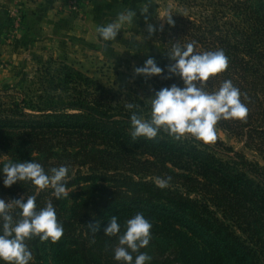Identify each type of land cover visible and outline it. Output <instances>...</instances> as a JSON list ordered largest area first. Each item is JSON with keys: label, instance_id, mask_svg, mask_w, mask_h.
<instances>
[{"label": "trees", "instance_id": "16d2710c", "mask_svg": "<svg viewBox=\"0 0 264 264\" xmlns=\"http://www.w3.org/2000/svg\"><path fill=\"white\" fill-rule=\"evenodd\" d=\"M181 6L164 41L158 90L184 86L179 76L169 78L174 44L193 43L201 53L223 50L228 68L204 90L216 91L230 79L249 113L245 121L222 119L217 126L264 159V0H184ZM39 62L26 88L0 90V168L32 160L45 171L69 168L63 199L51 188L37 194L30 181L5 187L0 172V199L36 195L38 209L51 201L64 228L56 243L26 241L30 264H119L118 238L104 228L117 216L122 234L137 212L152 224V239L140 250L151 256L149 264H264V166L230 155L219 139L175 140L161 131L155 139L133 140L130 118L142 114L141 98L66 61ZM158 179L168 186L159 187ZM19 211L13 207L10 214L19 219ZM97 223L93 233L88 225Z\"/></svg>", "mask_w": 264, "mask_h": 264}, {"label": "clouds", "instance_id": "9594fccd", "mask_svg": "<svg viewBox=\"0 0 264 264\" xmlns=\"http://www.w3.org/2000/svg\"><path fill=\"white\" fill-rule=\"evenodd\" d=\"M136 12L125 10L117 14V19L99 25L97 32L100 39L107 44L116 41L122 30V25L132 23ZM168 22L174 23L172 15ZM149 33L155 28L149 25ZM168 57L174 61L168 66L169 78L179 76L184 86L173 84L155 91L150 98V118H145L133 112L130 118L131 136L155 139L161 131L175 140L194 138L205 144L217 140L216 126L220 120L247 119L249 109L241 100L240 89L228 79L224 80L219 89L213 92L204 90V84L210 77L223 73L228 68V58L223 50L205 51L195 49L193 43L172 46ZM164 69L158 66L154 58H148L144 65L135 68L137 76H158ZM199 85V86H198ZM129 108L133 105L129 104ZM3 173V184L11 187L17 182L30 181L36 186L37 194L45 189H53L56 199L69 196L67 177L69 168L61 165L45 171L41 163L32 161L9 162L0 168ZM170 179V178H169ZM161 188L168 186V180L158 179ZM36 195L28 196L27 200L16 199L6 202L0 199V264H30L33 253L26 241L38 237L40 241L58 242L64 233V228L58 222L56 209L51 201L43 208H37ZM20 209L19 219H14L10 210ZM125 230L121 234V224L117 216H112L104 233L109 237H117L118 245L114 249V260L119 264H149L151 256L141 252L151 239V222L142 212L125 221ZM89 229L96 233L100 224H89Z\"/></svg>", "mask_w": 264, "mask_h": 264}, {"label": "rangeland", "instance_id": "374dc122", "mask_svg": "<svg viewBox=\"0 0 264 264\" xmlns=\"http://www.w3.org/2000/svg\"><path fill=\"white\" fill-rule=\"evenodd\" d=\"M49 1L0 0V90L10 86L18 90L26 88L30 79L37 74L39 59L53 57L74 65L107 87L132 91L133 95L144 101L141 115L150 114V98L158 90L159 75L137 76L135 68L143 66L150 57L156 60L158 66H162L164 41L174 24H170L167 17L173 15L174 11L182 9L184 0H144L133 10L136 12L133 22L122 25L116 41L109 42L104 48L105 51L101 52L97 49L98 53L82 56L81 60H74L75 62L53 55L44 57L33 53L27 54V7L45 5ZM80 1L81 8L85 9L84 2ZM61 2L69 6V10L78 13L81 11L77 7L73 9V0H61ZM149 25L155 28V32L149 33ZM25 73L28 74L29 79L21 82ZM216 132L217 139L232 150L230 155L239 153L264 166L262 156L247 147L243 140L219 126H216ZM224 158L228 157L224 156Z\"/></svg>", "mask_w": 264, "mask_h": 264}, {"label": "crops", "instance_id": "0c3cea01", "mask_svg": "<svg viewBox=\"0 0 264 264\" xmlns=\"http://www.w3.org/2000/svg\"><path fill=\"white\" fill-rule=\"evenodd\" d=\"M82 1L85 9L79 13L69 10L61 0L27 7V54L53 55L75 62L97 49L105 51L97 27L117 19L122 11L134 10L144 0H133L131 7L125 6V0Z\"/></svg>", "mask_w": 264, "mask_h": 264}, {"label": "built area", "instance_id": "2783aa9c", "mask_svg": "<svg viewBox=\"0 0 264 264\" xmlns=\"http://www.w3.org/2000/svg\"><path fill=\"white\" fill-rule=\"evenodd\" d=\"M80 0H73V4H72V7L73 9H76V7L80 10H82L81 6H80Z\"/></svg>", "mask_w": 264, "mask_h": 264}]
</instances>
